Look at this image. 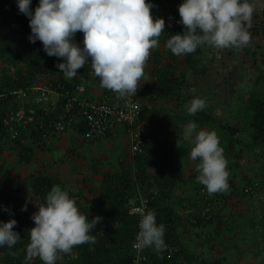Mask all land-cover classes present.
Instances as JSON below:
<instances>
[{
  "label": "trees",
  "instance_id": "16d2710c",
  "mask_svg": "<svg viewBox=\"0 0 264 264\" xmlns=\"http://www.w3.org/2000/svg\"><path fill=\"white\" fill-rule=\"evenodd\" d=\"M147 2L156 5L151 9L154 17L165 19L164 32L158 38V47L150 51L144 76L141 78V88L136 94L140 100L142 98L147 102L153 101L154 106L149 111L147 122L152 123L155 130L148 132L144 128L140 150L131 157L130 173L125 172L119 176L102 174L99 195L94 199H88L82 191L75 192L69 185L48 173L30 174L25 181L29 189L28 198L32 200L27 204V211H22L20 210L24 207L21 201L22 194L18 193L17 189L16 192L9 181L1 183L0 221L15 219L17 225L14 230L20 234L21 239L12 248L7 246L0 248V264H43L39 257L27 260L26 249L30 243L29 230L35 226L31 219L32 214L37 211L35 204L38 206L42 203L54 185L67 190L69 195L75 198L80 211L88 215L89 220L95 216L102 217L91 233L95 237V243L74 246L70 253H61L62 259L57 260L56 264H132V244L139 219L137 215L129 214V211L131 206L138 205V193L148 200L149 209L155 210L157 223L166 226L164 239L167 244V249L161 253L152 248L143 250L142 255L146 257V261L140 264H221L220 260L208 261L201 255L190 252L183 239L193 234L198 237L206 232L209 236L200 241V244L212 247L219 238L221 242L229 241L230 237L224 236L233 232V226L229 222L233 212L228 207V201L234 197H253L264 192L263 171L260 179L245 175L240 187L228 178L230 187L227 191L204 193V196L209 197L204 200L201 191L208 190L197 180L198 168L193 169L191 176L185 177V167L196 166L199 158L197 160L190 158L192 139L187 143L182 140L187 123L195 121L199 129L211 126L213 130H218L217 133L221 137L220 146L224 149V154L233 161V168L238 169V161L250 151H257L264 157V90L259 88L264 82V74H258L254 78L252 91L239 108L242 127L230 123L217 124L213 114L205 108L194 116H190L187 110L180 109L177 104L174 112L165 109L168 101L178 100L188 75L205 74V68L200 64L202 54L207 48L204 45L198 47L194 53L174 55L166 47V41L171 35L182 33L184 26L180 23L174 25L168 18L175 17L178 21L181 19L178 6L182 0ZM38 4L39 0H32L33 11ZM30 34L29 18L20 13L17 0H0V95L19 89L26 90L34 83L46 81L53 85L54 89L60 85L59 92L73 96L74 85L70 79L63 76L62 70L56 67L57 63L64 62L63 58L49 57L43 51L42 42L29 41ZM261 34L264 36V30ZM83 38V33L78 31L74 39L83 45ZM83 72V81L90 79L91 82H97L98 86L101 85L100 77L93 75L88 69H83ZM91 72H94L92 68ZM109 94L105 90V95ZM7 108V103L0 98L1 113L4 114ZM77 116L80 119L77 120L74 130L76 136L82 139L90 125L82 115ZM40 117H42L40 120L37 119L38 116L36 118V126L18 131L14 138L5 135L4 129L0 128V177L5 178L7 167L4 151L16 150L18 156L16 164L25 166L31 164L37 153H48L56 148L53 141L59 139L54 136L53 126L48 127L50 115L43 114ZM39 122H45L43 129H39ZM116 130L121 129L116 127L114 131ZM241 130L247 132V142H240L237 135ZM46 138L50 140L48 144L45 143ZM150 168L156 169L152 175L149 173ZM87 181L89 179L85 178L84 190L88 195L94 196L97 190L91 191ZM186 185H190L194 192L192 203L178 194ZM132 199L134 202L130 203ZM260 203L259 216L256 215L257 218L251 221V226L254 228L259 224L256 230L259 227L263 230L261 238L263 251L264 202ZM5 207L9 211H4Z\"/></svg>",
  "mask_w": 264,
  "mask_h": 264
},
{
  "label": "clouds",
  "instance_id": "9594fccd",
  "mask_svg": "<svg viewBox=\"0 0 264 264\" xmlns=\"http://www.w3.org/2000/svg\"><path fill=\"white\" fill-rule=\"evenodd\" d=\"M31 5L32 0H17L20 13L29 18L28 39L31 43L42 42L49 57L63 58L64 62L56 67L64 77H77V70L90 59L94 74L100 77V86L121 98L137 94L150 51L158 46L165 28V19L154 17L151 12L156 5L147 0H39L34 11ZM254 11L251 0H182L178 6L181 17L178 23L184 26V31L171 35L166 47L177 56L194 53L204 45L242 48L251 40L249 29ZM78 31L83 33L82 47L74 39ZM205 107L206 102L200 97H194L186 105L190 116ZM1 112L0 109V118ZM142 115L138 128L143 141ZM69 132L77 137L75 130ZM185 136L192 138L190 158L200 161L198 182L209 193L227 191L228 162L216 131L199 129L195 121H189ZM141 196L138 193L137 199ZM35 206L37 211L31 216L35 226L29 230L27 260L39 257L43 264H56L62 259L61 253H70L76 245L95 243L91 233L102 217L89 220L75 198L61 186H52L44 201ZM3 210L9 211L6 207ZM22 211H27V204ZM135 211L141 219L133 247L141 251L152 248L157 253L166 250V226L157 223L155 210L140 207ZM16 225L15 219L0 221V248H12L21 239L14 230Z\"/></svg>",
  "mask_w": 264,
  "mask_h": 264
},
{
  "label": "rangeland",
  "instance_id": "374dc122",
  "mask_svg": "<svg viewBox=\"0 0 264 264\" xmlns=\"http://www.w3.org/2000/svg\"><path fill=\"white\" fill-rule=\"evenodd\" d=\"M251 2L254 3L255 11L252 17V27L249 29L251 33L250 42L242 48L221 49L206 45L207 49L202 54L200 64L201 67L205 68V74L201 76L188 75L187 80L183 83L178 100L176 102L168 101L165 109L174 112V107L177 104L180 106V109L187 110L186 105L194 97H200L205 100V109L213 114L217 124L230 123L242 127L239 118L241 116L239 108L244 103L250 91H252L254 78L258 74H264V36L261 34V31L264 30V0H251ZM91 81L88 79L84 82L90 83ZM91 84L94 83L92 82ZM259 88L264 90V82L259 85ZM141 103L144 111L141 118V125L146 129L145 131L155 130L154 125L149 123V121L147 122V119H149V111L154 106L153 101L147 102L141 98ZM203 130L211 131L213 128L206 126ZM215 131L216 133L218 132V130ZM217 135L219 137L218 133ZM237 136L240 138V142H247L248 140L247 132H244V130H241ZM190 139L192 138L185 136V132L182 133V140L185 143L189 142ZM238 148L239 145L236 146V149ZM118 149L120 150L119 147H117ZM121 152L123 153L124 151ZM3 153V156L7 160V167L4 173L5 178L0 177V184L9 181L12 187L15 190L17 189L18 193L22 194L23 198L21 201L24 206L32 200L30 197L28 198L29 189L25 181L26 177L30 174L48 173L69 185L75 192L77 191V172L72 175L70 173L67 174L68 171L72 172L74 161L72 165L66 164V171L63 164H58L54 167L53 165L55 164L51 165V162L50 164L46 162L48 156L37 153L30 165L19 166L16 164L18 159L16 150H6ZM43 153L45 155L47 154L46 152ZM224 155L228 162V178L234 181L236 185H239V187L243 184V177L245 175L256 177L257 179H260L262 176L264 171V157H261L257 151H250L245 156H242L238 161V169L233 168V161L228 155ZM199 162L198 160L196 166L187 165L185 167L184 173L186 178L192 175L195 167L198 168ZM155 172V168L149 169L151 175ZM197 173L199 174L198 170ZM92 178V181L89 180L92 183L91 185L96 184L97 179L98 182L100 180L98 176ZM178 194L192 203L194 192L190 188V185L184 186L183 190L179 191ZM260 202H264V192H260L253 197H234L228 201V207L233 212V216L229 217V222L233 226V232L224 234V236H227V238L230 237L229 241H233V243H230V246L226 248L227 252L224 244L226 242L224 240L221 242V238L216 240L212 247L204 243L200 244L198 240L194 242L200 251L202 249H208L209 260L206 258L208 261L220 260L221 264H264V250L262 251L260 248V239L262 238L263 230L261 227L256 230L259 224L254 228L251 226V221L259 216V210L261 209ZM255 248L258 249L257 252ZM222 254L230 255L229 257L225 256L226 260L217 259Z\"/></svg>",
  "mask_w": 264,
  "mask_h": 264
},
{
  "label": "built area",
  "instance_id": "2783aa9c",
  "mask_svg": "<svg viewBox=\"0 0 264 264\" xmlns=\"http://www.w3.org/2000/svg\"><path fill=\"white\" fill-rule=\"evenodd\" d=\"M168 21L174 25H179L175 17H169ZM83 45H81L82 47ZM92 64L89 59L83 67L77 70V77L70 79L74 85L73 96H67L59 92L60 85L55 89L53 85L44 81L31 85L26 90L19 89L16 91L3 93L0 98L7 103V110L0 118V128L4 129L5 135L14 138L18 131L30 129L36 126V118L42 119L41 115H50L48 127L53 126V133L56 139H61L68 131L74 130L77 125V114L82 115L88 122L89 129L82 136L85 142H93L97 139H103L108 136H115L114 129L120 128L121 131L129 139L130 152L134 154L140 150L142 145V135L138 128L139 120L142 115V104L139 97L130 95L126 98H121L116 92L100 86L99 96L88 95L87 84L83 81V69H88L91 72ZM95 85L97 82H93ZM141 78L137 84V91L141 88ZM105 90L110 94L105 95ZM45 122H39V129H43ZM114 131V132H113ZM48 138L45 143H49ZM204 193H209L205 189L201 191V197L204 200L209 197L204 196ZM139 203L132 207L130 214L138 216L137 229L135 237L139 231L140 213L135 209L144 207L149 209L148 200L145 197L138 198ZM201 234V233H200ZM209 236L203 232L198 236L200 241H204ZM135 240V238H134ZM146 249V248H145ZM143 249V250H145ZM132 264H140L146 261V257L142 255L143 250H137L133 247ZM169 250L173 251V249Z\"/></svg>",
  "mask_w": 264,
  "mask_h": 264
},
{
  "label": "crops",
  "instance_id": "0c3cea01",
  "mask_svg": "<svg viewBox=\"0 0 264 264\" xmlns=\"http://www.w3.org/2000/svg\"><path fill=\"white\" fill-rule=\"evenodd\" d=\"M92 82H87L88 95L90 96H99L100 86L97 84H91ZM60 143V144H59ZM59 144V146H58ZM53 145L56 146L52 151L48 152L46 155L43 152H39L38 154H42L43 156H48L47 161L49 164L56 167L58 164H63L66 169V164H71L73 162L74 168L71 171H68L67 174L70 175L75 174L77 172V191H82L84 196L88 199H94L99 195L102 174H110V175H121L130 173L132 170V158L130 155V146L129 139L124 133L120 130L115 133V136L104 138L96 142L86 143L83 142L79 136L77 138L71 132L65 135V138L58 141H53ZM109 145V147H107ZM113 146V147H112ZM116 149H115V148ZM117 147L120 150H117ZM121 151H124L123 153ZM77 153V154H76ZM63 167V168H64ZM76 168V169H75ZM62 167L60 168L61 172ZM64 172V169H63ZM66 174V173H65ZM101 175V176H99ZM99 177L96 181V184L90 185L89 188L92 190H97L94 196L88 195V193L84 190V179L87 178L92 181V177ZM69 178V177H68ZM183 190V188H182ZM136 198V197H135ZM133 201V200H132ZM184 244L189 249L190 252L196 253L198 255H202L204 259L208 258V249H202L201 251L197 249L196 237L193 235L187 236V239L184 238ZM261 240V239H260ZM200 242V241H199ZM241 242V241H240ZM232 242L227 241L225 244V250L229 244ZM263 244L260 243V248H262ZM206 251V253H204ZM257 252L258 249L255 248ZM227 252V250H226ZM230 254H222L217 259L226 260L225 256L229 257ZM211 258V257H210ZM221 262V261H220Z\"/></svg>",
  "mask_w": 264,
  "mask_h": 264
}]
</instances>
